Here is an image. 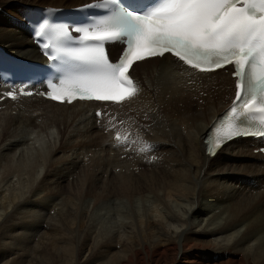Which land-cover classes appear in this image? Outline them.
<instances>
[{"label":"bare ground","instance_id":"1","mask_svg":"<svg viewBox=\"0 0 264 264\" xmlns=\"http://www.w3.org/2000/svg\"><path fill=\"white\" fill-rule=\"evenodd\" d=\"M89 1L0 0V47L14 56L38 57L15 21L21 9L12 3L69 8ZM131 73L139 94L111 112L135 140L124 160L99 135L87 105L0 98V264H19L24 252L33 253L29 264H49L48 253H62L58 263L70 264L69 238L77 234V221L88 219L91 202L93 215L108 209L105 215L115 210L132 219L101 236L83 229L85 245L93 238L98 264H264V162L248 143H229L213 157L203 151L204 132L228 102L230 78H194L167 58L135 64ZM145 167L161 176L151 177L144 205L133 214L120 203L110 208L107 196L92 199L96 177L126 184L150 177ZM70 176L73 187L62 184ZM65 188V198L53 195ZM246 190L257 193L251 197Z\"/></svg>","mask_w":264,"mask_h":264},{"label":"snow or ice","instance_id":"2","mask_svg":"<svg viewBox=\"0 0 264 264\" xmlns=\"http://www.w3.org/2000/svg\"><path fill=\"white\" fill-rule=\"evenodd\" d=\"M136 3L106 0L107 12L92 23L46 24L37 32L53 34L51 46L40 43L64 73L48 84L47 97L61 103L131 101L140 91L130 75L133 66L168 55L205 74L231 65L235 99L208 151L214 154L237 137H264V0H154L143 9ZM70 29L81 33L78 40ZM110 43L123 45L116 61L107 53Z\"/></svg>","mask_w":264,"mask_h":264},{"label":"rangeland","instance_id":"3","mask_svg":"<svg viewBox=\"0 0 264 264\" xmlns=\"http://www.w3.org/2000/svg\"><path fill=\"white\" fill-rule=\"evenodd\" d=\"M19 5L25 6V5L20 4L18 2L12 3V6L13 7L15 6V8L17 10H20V9L22 10L23 7H21ZM29 6H33V5H29ZM5 13H8V12H5ZM13 15H14L15 18L19 17V13L17 11ZM184 107H187V106L184 105ZM101 134L102 133H100L99 135L102 136ZM252 155H254V154H252ZM121 160H124V159L121 158ZM85 161H86V158H85ZM84 164L86 165V163H84ZM232 167H234V166H232ZM143 172H145V174L150 175V177H143V176L142 177H136V178H133L130 181H128L126 184H119V183H121L119 180H117V181L115 180L114 181L108 175L107 176L104 175V177H102V175L100 177L99 176L96 177L97 179H96L95 184H96V188H98V191H94V193L91 194L92 195L91 196L92 199H95V197H96L98 199V201H104L103 200L105 198L104 196H107L108 200L111 202L110 208L113 207L112 203H115V204L120 203L121 207H123V210H124V207L125 208L126 207L131 208V210H132L131 212L133 214V208H134V211H135V209H141V206L144 205V203L142 201L145 199L144 196L147 195L149 193V191H150L149 183H150V181L153 182L151 177H155L156 178V177H160L161 176L158 173V170L153 173L152 169L151 168H147V167H145V171H143ZM41 175H42L41 168H38L37 169L36 178L37 179L40 178ZM191 176L193 177L192 172H191ZM67 178L68 179H66L64 182H62V184L66 185L68 183V184L71 185V187H73V183H74L75 180L72 179L71 176L67 177ZM78 188L70 189V190H72L71 193L72 194H77V192L79 190ZM121 188H125V189H121ZM67 190H68V188H65V191L63 193H55V194L53 193V195L54 196H60L61 198H65L64 195H68L69 194V190H68V192H67ZM120 191H122V192L119 193ZM262 191L263 190L259 191V193H261ZM243 193L246 194V195L248 194V196L255 197V194L257 192H252L251 193L250 191L246 190ZM109 194H110V196H109ZM102 196H103V198H102ZM76 197H78V196L76 195ZM171 201L175 202V199L172 198ZM232 207H234V205H232ZM91 208H92V202L88 206V209H87L88 213H90L88 219L86 218L85 221L80 222V225H79V222L77 221L76 225L73 227V229L75 230V233H77V234L75 236H73L72 238H69L70 246H71V249H72L71 255L65 254V255H68L66 260L70 261V264H85L87 261L90 263V261H92V260H95L96 263L93 262L91 264H98L99 263V260H97V259L100 256H99V252H98L97 248L93 245V242H94L93 238L89 239L88 244L85 245L84 242L86 241L87 236H86V234H84V232H82L83 229H87V227H89L91 229V232H93V231L95 233L99 232L100 236H101V234L103 235L107 231H117L120 226H122L123 224H129L132 221V219H130L128 216L122 214L121 212L117 213L115 210L114 211H109V214L107 213L105 215V213H106V211L108 209L107 210L103 209V211L102 210L98 211L99 215H96V214L93 215L91 213ZM118 215H121L123 217L118 218L119 217ZM104 220H105V222H104ZM120 220H123V221H120ZM43 228L46 229L45 226H43ZM139 238H140V240L142 242H144L145 236H142V237L139 236ZM15 243H16V240H14L13 244L10 246L11 248L10 247H4L3 248L4 253L6 252V250H7V252H10L14 248ZM119 246L120 245H116L115 246V250H119ZM85 248H86V250H85ZM74 249H76V250H74ZM31 255L33 256V253L24 252V259L21 260V262L19 264H29V263H31V260H32L30 258V257H32ZM47 255H48L47 257L50 259L49 262H48L49 264H60V263H58L59 262V259H57L58 257H61L64 260V257L62 255V253H61V256H59L58 254L57 255H53V254L51 255V253H48ZM89 258L90 259L92 258V259L90 260ZM70 259H72V260H70ZM34 263H32V264H34ZM43 264H47V263L43 262ZM203 264H205V263H203Z\"/></svg>","mask_w":264,"mask_h":264}]
</instances>
